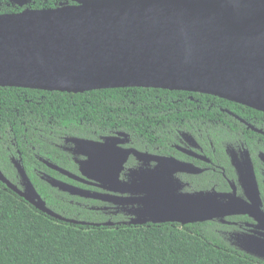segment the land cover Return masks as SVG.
Here are the masks:
<instances>
[{"label": "water", "instance_id": "1", "mask_svg": "<svg viewBox=\"0 0 264 264\" xmlns=\"http://www.w3.org/2000/svg\"><path fill=\"white\" fill-rule=\"evenodd\" d=\"M8 1L19 7L29 2ZM73 1L76 4L55 9L0 15V87L74 94L125 88L183 91L264 113V0ZM122 137L127 134L118 133L105 142L80 138L66 141L89 158L81 164L82 179L104 188L110 184L107 189L112 191L151 196L152 217L142 215L127 224L186 226L242 212L241 201L227 204L221 202L225 196L216 193L179 194L176 192L182 186L174 188V184L148 191L142 190L143 184L133 183L129 188L137 186L139 190H130L128 182L119 179L124 164L131 154L140 160L146 155L119 147L124 142ZM155 158L168 165L176 162ZM44 163L81 181L80 176L49 161ZM13 164L24 188L13 184L0 170V181L10 190L59 221L91 224L51 210L21 160L13 159ZM253 181L254 192L259 195ZM48 182L71 195L100 197L54 178L49 177ZM121 185L122 191L118 189ZM137 201L144 203L145 198Z\"/></svg>", "mask_w": 264, "mask_h": 264}, {"label": "trees", "instance_id": "2", "mask_svg": "<svg viewBox=\"0 0 264 264\" xmlns=\"http://www.w3.org/2000/svg\"><path fill=\"white\" fill-rule=\"evenodd\" d=\"M73 0H29L19 7L0 0V15L26 9H55ZM192 93L125 88L62 93L0 87V170L19 188L21 178L12 159L21 160L28 178L47 206L67 219L98 223L68 202L46 178L64 180L49 161L76 173L73 155L61 148L68 138L101 140L126 133L133 146L170 154L178 130L211 127L217 110L184 107ZM221 103L235 114L264 113L217 97L194 94ZM76 225L40 212L0 181V264H264L219 237L211 222L148 225ZM213 224V225H212Z\"/></svg>", "mask_w": 264, "mask_h": 264}, {"label": "flooded vegetation", "instance_id": "3", "mask_svg": "<svg viewBox=\"0 0 264 264\" xmlns=\"http://www.w3.org/2000/svg\"><path fill=\"white\" fill-rule=\"evenodd\" d=\"M182 103L184 107L193 110L218 109L221 112L215 113L217 117L210 121L211 127L198 128L192 122L191 132L177 129L179 143L172 145L168 151L170 154L167 155L150 151L147 146L136 148L130 135L122 137L124 142L119 143V147L137 150L146 157L140 160L131 154L120 173V182H128V188L133 183L137 186L143 184L142 190L145 188L148 191L154 188L163 190L168 184H174V188L177 185L182 186L176 192L179 194L216 193L225 196L221 202H243V206L239 205L242 206V212L207 222L214 224L223 242L264 261V118L256 114H235L223 104L197 99L193 97V93L192 96L184 98ZM116 135L96 141L105 142L106 138ZM65 143L61 148L73 155L74 164L77 166V172L71 173L80 176L81 181L58 172L70 182L60 181L100 196L86 198L56 188L66 195V198H62L63 201L80 210L79 215L93 214V218L105 219L94 223L99 225H129L127 223L142 215L146 219L152 217L151 211L154 208H151L154 203L150 202L151 196L147 193L140 195L112 191L107 189L112 186L110 184H106L104 188L101 184L82 179L81 164L89 158L79 152L72 142L65 140ZM149 156L174 159L176 162L168 165ZM183 165L190 167L185 168ZM83 168L86 170V167ZM46 176L41 174V179L48 182ZM253 178L256 180L259 195L254 192ZM20 186L21 189L24 188L22 180ZM137 186L131 188L139 190ZM119 187L122 191L124 185ZM131 188L129 189L132 190ZM137 198H145V202L138 203Z\"/></svg>", "mask_w": 264, "mask_h": 264}]
</instances>
